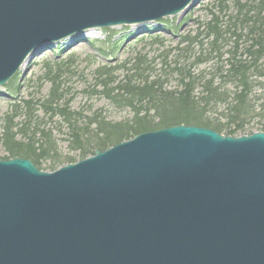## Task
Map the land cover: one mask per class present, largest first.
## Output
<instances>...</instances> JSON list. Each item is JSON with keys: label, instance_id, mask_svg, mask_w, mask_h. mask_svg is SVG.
Instances as JSON below:
<instances>
[{"label": "water", "instance_id": "1", "mask_svg": "<svg viewBox=\"0 0 264 264\" xmlns=\"http://www.w3.org/2000/svg\"><path fill=\"white\" fill-rule=\"evenodd\" d=\"M201 0H0V88L53 44ZM0 264H264V132L178 125L48 173L0 160Z\"/></svg>", "mask_w": 264, "mask_h": 264}, {"label": "trees", "instance_id": "2", "mask_svg": "<svg viewBox=\"0 0 264 264\" xmlns=\"http://www.w3.org/2000/svg\"><path fill=\"white\" fill-rule=\"evenodd\" d=\"M208 16L201 32L179 38L175 47L154 57L137 53L94 69V85L86 93L128 112L122 122L108 121L101 110L86 115L70 111L63 66L46 74L47 98L41 104L20 101L4 117V159L27 158L40 170L49 163L54 171L141 133L178 125L232 137L264 132V0H218ZM37 112L61 121L70 152L66 156L58 154ZM20 115L22 122L15 124Z\"/></svg>", "mask_w": 264, "mask_h": 264}, {"label": "rangeland", "instance_id": "3", "mask_svg": "<svg viewBox=\"0 0 264 264\" xmlns=\"http://www.w3.org/2000/svg\"><path fill=\"white\" fill-rule=\"evenodd\" d=\"M217 2L218 0H201L189 10L158 22L88 30L80 34V37H86L84 40L72 37L53 44L24 64L12 82L0 88V134L4 117L10 114L12 105H18V102L25 100L41 104L47 98L50 84L45 80V75L52 73L58 66H63L62 72H66L62 80L64 89L68 90L65 99L69 101L67 106L70 111L86 115L101 110L111 122L128 119V112L117 111L106 100L86 93V90L90 91L93 88L94 80L91 75L94 69L103 65H114L137 53L154 57L168 46L175 47L179 38L188 34L193 36L197 31L201 32L202 25L209 19V10L215 7ZM155 39L161 42L160 48L155 44ZM105 53L109 54L108 57H105ZM65 99L61 101L62 104H65ZM36 115L45 123L44 129L51 132L52 138L56 141L58 154L64 157L70 153L65 130L60 128L61 121L57 118L49 121L48 116L44 117L41 112H37ZM22 120L20 115L14 123L20 124ZM5 157L0 148V159ZM75 160L77 162V159ZM62 166H56L55 169ZM42 169L51 172L49 163H43Z\"/></svg>", "mask_w": 264, "mask_h": 264}, {"label": "bare ground", "instance_id": "4", "mask_svg": "<svg viewBox=\"0 0 264 264\" xmlns=\"http://www.w3.org/2000/svg\"><path fill=\"white\" fill-rule=\"evenodd\" d=\"M82 38V37H81ZM86 38V37H85ZM84 37L82 38V40H84L85 39Z\"/></svg>", "mask_w": 264, "mask_h": 264}]
</instances>
